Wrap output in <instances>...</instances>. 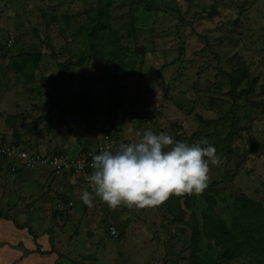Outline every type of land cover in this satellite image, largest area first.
Segmentation results:
<instances>
[{
    "label": "rangeland",
    "instance_id": "rangeland-1",
    "mask_svg": "<svg viewBox=\"0 0 264 264\" xmlns=\"http://www.w3.org/2000/svg\"><path fill=\"white\" fill-rule=\"evenodd\" d=\"M96 6L97 0H0V107L14 109L19 124L33 122L47 112L49 116L62 114L82 90L92 93L101 107L106 104L105 112L113 117V102L107 101L113 81L98 58H88L80 66L68 64L63 73L58 66L87 52L86 28L94 22ZM109 14L114 29L135 27V38L121 40L130 48L126 60L136 58L137 70L125 79L124 94L132 88L126 95L128 102L143 104L148 98L144 106L161 107L147 114L156 119L157 129L164 132L162 126L171 125L173 134L178 132L176 141L197 142L192 134L204 130L195 114L215 119L227 116L217 123L222 138L236 116L232 152L226 153L225 146L215 147L221 163L210 165V182L203 191L210 190L214 196V212L226 213L232 194L254 198L258 185L244 164L264 162V110L255 104H264V0H153L149 11L141 0H110ZM141 47L143 54L138 53ZM20 51L42 54L32 77L6 68ZM236 69L247 73L238 89H249L248 99L228 95V74ZM140 107L136 109L144 111ZM164 221V226L172 225ZM187 241L183 239L184 244ZM201 248L206 249V241ZM170 264H177L176 260Z\"/></svg>",
    "mask_w": 264,
    "mask_h": 264
},
{
    "label": "crops",
    "instance_id": "crops-1",
    "mask_svg": "<svg viewBox=\"0 0 264 264\" xmlns=\"http://www.w3.org/2000/svg\"><path fill=\"white\" fill-rule=\"evenodd\" d=\"M126 95H122L121 107L111 110L115 114L112 118L105 112L106 104L101 107L93 97L83 113L77 97L70 109L51 116L47 112L41 115H47L45 120L39 121V116L31 126L25 122L19 124L16 111L1 106L0 143L14 144L29 152L61 153L77 158L81 150L95 148L99 133L111 125L119 129L122 143L138 141L145 129L156 134L162 132L156 128V119L147 116L161 107L144 106L148 100L146 93L143 104L128 102ZM107 101L110 103L111 98ZM139 105L144 111L136 109ZM162 129L176 140L178 132L173 134V126H162ZM263 163L259 160L244 166L258 185V193L252 196L264 205ZM84 190L91 192L83 182V173L55 174L47 166L28 170L19 161L6 162L0 167V264H170L173 259L177 264H189L190 226L197 221L201 223V211L206 206L203 197L193 194L187 209L184 199L178 200L185 209L184 219L182 223H172L171 215L164 216L163 212L164 205L175 199L173 196L160 206L134 208L136 212L132 214L133 208L126 206L110 209L94 193V206L89 208L80 199ZM220 216L228 218L227 212ZM162 219L172 225L164 226ZM110 227L115 229V234H110ZM183 239H188L186 244ZM204 241L202 238L200 246ZM150 256L153 261H149ZM237 261L249 264L241 258L230 263L237 264Z\"/></svg>",
    "mask_w": 264,
    "mask_h": 264
},
{
    "label": "trees",
    "instance_id": "trees-1",
    "mask_svg": "<svg viewBox=\"0 0 264 264\" xmlns=\"http://www.w3.org/2000/svg\"><path fill=\"white\" fill-rule=\"evenodd\" d=\"M110 0H97V6L94 13V22L86 28V36L88 41L87 52L82 54L79 59H67L60 63L59 72L63 73L67 69V65L80 66L83 65L88 58H98L101 61L103 70L110 75L113 85L110 90V96L114 111L119 109L122 105V95L125 92L124 81L127 77L137 74L136 58L126 60L127 53H130V48L122 44L123 37H136V30L133 24L127 28L114 29L111 26L109 14ZM144 2V9L150 10V4L153 0H141ZM214 11V9L212 10ZM213 12H209L212 16ZM144 48L138 49V53L143 54ZM41 52H22L20 51L16 56L10 58L7 68L20 72L21 74L32 77L33 72L38 68ZM132 57H134L132 55ZM29 72V74H28ZM247 73L243 69L233 70L228 74L229 91L228 95L231 97L243 96L248 99L251 91L247 88L238 89L239 86L246 79ZM101 81L103 77L100 78ZM253 83V82H252ZM89 91H81L77 93L80 102L81 111L84 113L85 106L89 103ZM264 110L262 101L255 102ZM90 106V105H89ZM190 109H187L185 114L189 115ZM47 116V115H46ZM46 116L38 118L39 121L45 120ZM115 116V114H113ZM197 122L204 130H198L192 134L193 138L198 141L194 142L192 139L188 140L189 145L200 144L201 139L206 138L208 144L216 146H225L226 153H231V143L237 137L236 116H232L231 128L227 130L225 135L220 138L217 129L218 121L225 120L227 116L215 118H203L199 114H195ZM23 124V123H22ZM33 122L27 123L31 126ZM26 125V124H25ZM116 131L120 133L117 126ZM17 135V132H15ZM197 136V137H194ZM201 147L207 145L200 144ZM58 154V153H56ZM210 190L201 193L200 196L204 198L206 206L201 211V223H192L190 226L191 234L189 237L188 246V263L189 264H216L228 263L235 259H247L249 264H264V205L261 200H257L241 193L232 194L233 201L228 207L227 215L229 218V225L226 220L220 215L216 214L213 206L216 200ZM191 196L185 194L182 197L173 195L175 198L171 203L164 205V216L171 215L172 223L183 222L185 209L181 208L179 201L184 199V207H190L189 201ZM205 238L207 241L206 249L202 250L200 246L201 239ZM214 250L215 255H212ZM78 263V262H74Z\"/></svg>",
    "mask_w": 264,
    "mask_h": 264
},
{
    "label": "clouds",
    "instance_id": "clouds-1",
    "mask_svg": "<svg viewBox=\"0 0 264 264\" xmlns=\"http://www.w3.org/2000/svg\"><path fill=\"white\" fill-rule=\"evenodd\" d=\"M200 144L145 129L138 141L90 154L91 192L82 191L80 199L91 208L94 193L112 210L143 209L160 206L173 195L201 194L210 182V165H219L221 159L206 138ZM110 231L115 233L114 228Z\"/></svg>",
    "mask_w": 264,
    "mask_h": 264
},
{
    "label": "built area",
    "instance_id": "built-area-1",
    "mask_svg": "<svg viewBox=\"0 0 264 264\" xmlns=\"http://www.w3.org/2000/svg\"><path fill=\"white\" fill-rule=\"evenodd\" d=\"M11 44L12 39L10 38L7 41V46L10 47ZM120 143H122L120 133H118L113 126L100 132L95 148L81 150L77 158H70L61 153L46 155L29 152L28 150L14 144L0 143V167L4 166L6 162L13 164L15 161H19L22 167L28 170L47 166L55 174L63 171L83 173V182L89 186L87 177L92 171L90 168V154H98L102 150L115 151ZM12 170H14V168H12ZM187 196L191 195L187 194ZM68 204H70V202ZM57 206L59 207V205ZM110 229H113V227H110ZM110 234L115 233L110 231Z\"/></svg>",
    "mask_w": 264,
    "mask_h": 264
}]
</instances>
